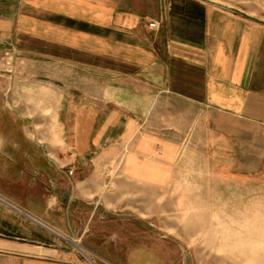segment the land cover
Listing matches in <instances>:
<instances>
[{
    "label": "crops",
    "instance_id": "0c3cea01",
    "mask_svg": "<svg viewBox=\"0 0 264 264\" xmlns=\"http://www.w3.org/2000/svg\"><path fill=\"white\" fill-rule=\"evenodd\" d=\"M199 147L234 179L264 176L262 16L0 0V264H191L131 196L166 189Z\"/></svg>",
    "mask_w": 264,
    "mask_h": 264
},
{
    "label": "rangeland",
    "instance_id": "374dc122",
    "mask_svg": "<svg viewBox=\"0 0 264 264\" xmlns=\"http://www.w3.org/2000/svg\"><path fill=\"white\" fill-rule=\"evenodd\" d=\"M213 1L264 18V0ZM204 151L197 148L193 163L179 165L166 189L131 199L149 209L144 214L155 227L181 243L191 264H264V176L234 179L236 164L227 173L216 149L210 163Z\"/></svg>",
    "mask_w": 264,
    "mask_h": 264
},
{
    "label": "built area",
    "instance_id": "2783aa9c",
    "mask_svg": "<svg viewBox=\"0 0 264 264\" xmlns=\"http://www.w3.org/2000/svg\"><path fill=\"white\" fill-rule=\"evenodd\" d=\"M148 25L151 26V27H153V26H155V23L152 22V21H150V22L148 23Z\"/></svg>",
    "mask_w": 264,
    "mask_h": 264
}]
</instances>
